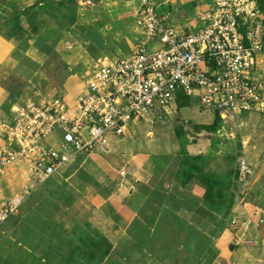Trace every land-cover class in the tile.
<instances>
[{"label":"rangeland","instance_id":"obj_1","mask_svg":"<svg viewBox=\"0 0 264 264\" xmlns=\"http://www.w3.org/2000/svg\"><path fill=\"white\" fill-rule=\"evenodd\" d=\"M111 1L116 14L111 12L110 19L100 27L102 22L98 23L94 14L79 18L81 8L75 0H0V35L14 43L8 66L0 65V92L7 97L4 104L11 106L0 123L8 121L13 106L76 92L95 62L108 61L105 55H113V59L130 55L128 43L134 45L139 36L131 30L135 19L128 16L127 0ZM209 1L170 0L159 11L166 15L165 23L173 24L179 32L197 23V13ZM261 2L264 6V0ZM129 34L132 38L127 43ZM152 42L156 46L153 49H158V41ZM94 57L95 62L91 60ZM194 99L197 106L182 98L174 109L154 111L139 119L126 139L118 143L122 152L125 147L128 152L146 147L160 160L158 167L170 165L171 172L180 176L199 171L197 182L203 185L197 197L200 202L194 205L197 215L190 204L182 205L181 210H186L180 212L179 221L173 222L174 226L166 224L171 236H163L164 249L146 255L149 264H210L217 258V236L229 228L233 219L240 221L238 209L251 200L250 196L264 197V113L224 118L199 107L198 99ZM181 104L189 108L181 112ZM110 140L114 141L113 136L108 137V143ZM190 156L202 157L192 160ZM241 159L254 174L248 177V189L239 195ZM80 160L35 188L18 214L0 227V264H102L107 258L110 243L99 224L86 220L87 216H95V209L82 200L67 179ZM27 169L20 161L9 167L1 179L4 192L16 190L27 181ZM167 191L160 190L157 198H164ZM100 215L101 212L94 218L102 221ZM174 256L179 260L168 262ZM117 257L105 263L120 264L122 259L129 262L128 253Z\"/></svg>","mask_w":264,"mask_h":264},{"label":"built area","instance_id":"obj_2","mask_svg":"<svg viewBox=\"0 0 264 264\" xmlns=\"http://www.w3.org/2000/svg\"><path fill=\"white\" fill-rule=\"evenodd\" d=\"M136 3L130 15L139 36L130 55L95 62L76 92L13 106L0 123V227L35 188L80 158L107 153L109 136H125L135 120L167 111L181 96L197 98L199 107L224 118L264 113V11L258 0H210L197 23L179 32L159 11L170 0ZM19 161L28 166V179L6 193L1 179ZM238 165L241 195L253 170L243 159Z\"/></svg>","mask_w":264,"mask_h":264},{"label":"crops","instance_id":"obj_3","mask_svg":"<svg viewBox=\"0 0 264 264\" xmlns=\"http://www.w3.org/2000/svg\"><path fill=\"white\" fill-rule=\"evenodd\" d=\"M93 1L92 6L83 7L75 0L77 6L81 8L79 9L81 10L78 14L79 18L83 20L89 18L90 14H94L97 17L96 20H99L98 23L102 22L100 27H103L102 25L110 19V13L116 14V9L110 6L115 4H112L111 0ZM135 3L136 0H127V4L130 5L127 10L128 16H131L132 8L137 5ZM107 9L108 12L105 13ZM111 17L113 18V16ZM122 17H125L123 11ZM103 30L106 34L109 32L106 29ZM131 30L137 34L136 29L132 28ZM127 37L126 42L128 43L132 37L130 34ZM128 45L132 50L133 44L128 43ZM13 46V41H8L0 35V65L8 66L7 62L10 60V51ZM105 57L108 61L116 60L113 59V55L111 57L105 55ZM97 58H99L98 55ZM97 58L94 57L91 60L95 62L94 60ZM185 98L189 99L193 106L198 105L194 97ZM6 101L7 97L3 92H0V122L5 114L10 112L11 106L9 103L4 104ZM174 108L176 105L170 109ZM187 108L189 107L184 106L179 110L182 112ZM252 114H258V112L249 113V115ZM137 121L139 119L132 123L125 136H113L114 141L110 140L108 143L107 153L93 154L81 159L79 167L67 177L75 192L95 209V216L101 212L99 217L103 219L102 221L94 218L95 216H90V218L87 216L86 220L90 219L92 224H99V230L111 245L109 254L102 264L112 256L118 258V254L121 253H128L129 262L122 261V259L119 260L120 264H137V261L139 264H146L145 261L149 264L145 259L146 255H152L155 251L158 252L160 248H163L164 235L171 236V233L169 234V231L166 230V224L174 226L173 222L179 221L180 212L186 210H181L183 204H190L193 214H196L194 205L200 202L197 197L203 191L202 183L197 182L196 175L199 173L197 171L183 177L178 172L172 173L170 165L163 163L158 167L157 164L160 160L155 158L157 156L149 154L146 147L144 150L128 152L127 147L124 146L126 151H119L121 146L118 143L126 139L131 127ZM2 143L0 138V145ZM253 174L254 171L250 176L252 177ZM248 183L249 181H247V185ZM166 189H168L166 196L157 198L159 191ZM250 197L251 200L248 199V202H244L240 211L238 209L240 221L237 223V219H235V225H230L228 229L221 231L217 236L215 244L217 258L210 264L260 263L263 257L264 243V207H260V205L264 203V197L259 199L255 196ZM138 256L142 260L139 261ZM158 257L161 259L159 254ZM174 257H170L172 259L168 262L174 263L179 260V256ZM136 258L137 260L134 261ZM154 258L149 259L153 260Z\"/></svg>","mask_w":264,"mask_h":264},{"label":"trees","instance_id":"obj_4","mask_svg":"<svg viewBox=\"0 0 264 264\" xmlns=\"http://www.w3.org/2000/svg\"><path fill=\"white\" fill-rule=\"evenodd\" d=\"M258 2H259V5H260V7H261V9L264 11V6L262 5V2H261V0H258ZM182 98H185V97H183V96H181L178 100H177V104H178V102L180 101V100H182ZM184 106H186V105H184V104H181V105H179V108L180 107H184ZM202 157V156H201ZM200 156H190V159H195V158H201ZM197 172H199V171H197Z\"/></svg>","mask_w":264,"mask_h":264}]
</instances>
